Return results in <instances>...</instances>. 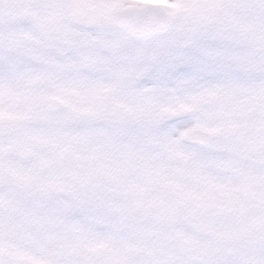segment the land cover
Listing matches in <instances>:
<instances>
[{"label":"snow or ice","instance_id":"6c2138e0","mask_svg":"<svg viewBox=\"0 0 264 264\" xmlns=\"http://www.w3.org/2000/svg\"><path fill=\"white\" fill-rule=\"evenodd\" d=\"M0 264H264V0H0Z\"/></svg>","mask_w":264,"mask_h":264}]
</instances>
